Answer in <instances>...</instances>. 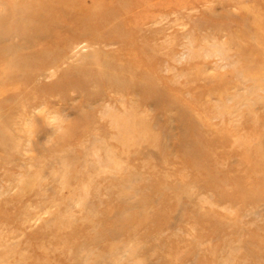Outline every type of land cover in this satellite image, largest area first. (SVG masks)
I'll return each instance as SVG.
<instances>
[{"label": "rangeland", "instance_id": "obj_1", "mask_svg": "<svg viewBox=\"0 0 264 264\" xmlns=\"http://www.w3.org/2000/svg\"><path fill=\"white\" fill-rule=\"evenodd\" d=\"M0 264H264V0H0Z\"/></svg>", "mask_w": 264, "mask_h": 264}, {"label": "bare ground", "instance_id": "obj_2", "mask_svg": "<svg viewBox=\"0 0 264 264\" xmlns=\"http://www.w3.org/2000/svg\"><path fill=\"white\" fill-rule=\"evenodd\" d=\"M40 34L41 33L33 32V34L31 33L30 35L31 36H33V35L34 36H38ZM23 60H25V62H24L25 64H21L20 69H23L22 71H25V69H27V71H26V72H28L27 73L28 74L27 76L31 75V73L34 72V71H36V70H40V68L43 65L42 64L43 61H45L44 58H43V52H42V50H38L36 52H33L30 55L25 56V58H23Z\"/></svg>", "mask_w": 264, "mask_h": 264}]
</instances>
